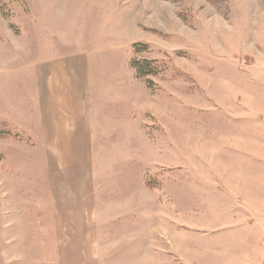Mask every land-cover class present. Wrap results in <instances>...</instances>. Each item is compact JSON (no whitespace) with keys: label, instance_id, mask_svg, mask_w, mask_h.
<instances>
[{"label":"rangeland","instance_id":"374dc122","mask_svg":"<svg viewBox=\"0 0 264 264\" xmlns=\"http://www.w3.org/2000/svg\"><path fill=\"white\" fill-rule=\"evenodd\" d=\"M59 41L93 52L101 92L125 86L129 125L93 127L85 168L40 165L36 137L2 128L0 264H264V127H217L233 93L263 107L264 0H0V121L28 55ZM134 56L159 67L151 89ZM151 94L169 95V142L151 110L132 123ZM232 134L254 137L255 155Z\"/></svg>","mask_w":264,"mask_h":264},{"label":"crops","instance_id":"0c3cea01","mask_svg":"<svg viewBox=\"0 0 264 264\" xmlns=\"http://www.w3.org/2000/svg\"><path fill=\"white\" fill-rule=\"evenodd\" d=\"M56 33L57 31L54 30L46 32L48 37L54 36ZM71 44L68 42L61 45L59 41L58 45L45 46V50L40 52L41 55H28L30 56L28 59H32L31 56L37 57L28 61L30 64L25 66V70L30 69L23 79L22 87L25 94L10 100L9 108L12 106L13 108L10 109L9 115H3L5 121L11 122L14 127H22L37 138L36 142L44 153L41 160L39 158L36 161L40 160V165L45 162L46 158L49 160L51 158L54 163L60 165V168L62 165L66 167L68 164L74 166L77 164L78 167L85 168L86 165L94 162L91 157L95 153V137L98 134H93V127L95 130V127H111L114 123H122V125L116 124L112 127H125L126 131V127L129 125L123 124V122H128L124 109L128 100L123 89L125 86L111 87L110 91L101 92L99 79L102 77L96 70L98 60L96 57L93 59V52H90L89 48L86 50ZM45 51H49L51 54L46 55ZM11 61L8 57V62ZM8 62L5 63V66ZM251 72H253V68ZM249 80L256 82L250 75ZM157 95L155 94L153 97L158 99ZM234 95L235 93L230 98L231 104L225 102L227 104L225 110L233 116L232 123L229 122L231 120H227L226 116L225 118L223 116V120L220 122L222 126L217 125V127H251L252 132L256 131L257 124H264V121L257 123L256 120L257 115L264 116V103L263 107H257L256 97L251 92L246 94L240 103L236 101L240 98ZM150 96L147 102L137 108L140 115L132 123L135 124L134 127H144V115L145 112H148L145 110H151L152 116L159 123L157 126L165 127L166 134L163 135V138H167V142H169L170 135L172 136L170 104H165L169 100V95L167 94V101H161L160 104L159 100L155 103L152 94ZM111 105H118L124 111L123 116L112 114V111L105 113L104 108ZM259 125V129L264 127V125L262 127ZM130 127L132 126L130 125ZM232 135L229 141L233 143V146L243 147L246 152L255 155L254 137L247 136L248 139H245L246 134L243 136ZM167 145L169 146V144ZM243 186L249 188V185ZM126 241L132 244L139 243V239L134 237H130Z\"/></svg>","mask_w":264,"mask_h":264},{"label":"trees","instance_id":"16d2710c","mask_svg":"<svg viewBox=\"0 0 264 264\" xmlns=\"http://www.w3.org/2000/svg\"><path fill=\"white\" fill-rule=\"evenodd\" d=\"M140 43H135L133 45L134 53L137 54L141 52V48H146L147 45L139 46ZM153 59H137L135 56L132 57L130 66L135 70V75L137 78H146L147 87L151 89L153 87V81L149 76H155L160 70ZM3 127H12V125L7 121H0V138H6L9 136V130H3Z\"/></svg>","mask_w":264,"mask_h":264}]
</instances>
